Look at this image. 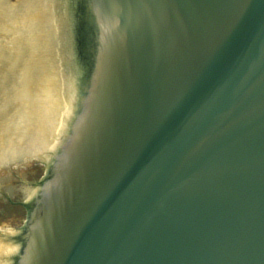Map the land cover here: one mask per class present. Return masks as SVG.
I'll return each mask as SVG.
<instances>
[{"label":"water","instance_id":"obj_1","mask_svg":"<svg viewBox=\"0 0 264 264\" xmlns=\"http://www.w3.org/2000/svg\"><path fill=\"white\" fill-rule=\"evenodd\" d=\"M5 197L0 264H264V0H0Z\"/></svg>","mask_w":264,"mask_h":264},{"label":"rangeland","instance_id":"obj_2","mask_svg":"<svg viewBox=\"0 0 264 264\" xmlns=\"http://www.w3.org/2000/svg\"><path fill=\"white\" fill-rule=\"evenodd\" d=\"M44 163L30 162L20 165L18 175L24 179L35 182L44 178ZM27 217V209L24 204L10 202L6 197L0 200V224L7 223L21 226Z\"/></svg>","mask_w":264,"mask_h":264}]
</instances>
